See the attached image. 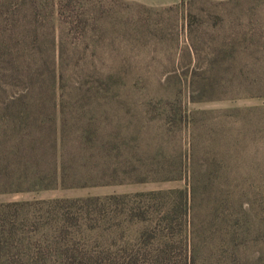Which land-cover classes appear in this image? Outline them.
<instances>
[{
	"label": "rangeland",
	"instance_id": "374dc122",
	"mask_svg": "<svg viewBox=\"0 0 264 264\" xmlns=\"http://www.w3.org/2000/svg\"><path fill=\"white\" fill-rule=\"evenodd\" d=\"M56 1L0 0L29 97L68 120L67 140L33 155L39 143H10L0 203L29 215L26 264L67 262L53 236L66 200L175 190L191 193L197 264H264V0H92L66 19ZM104 169L111 183H97ZM81 228L78 246L106 242ZM141 228L125 219L108 239L133 244Z\"/></svg>",
	"mask_w": 264,
	"mask_h": 264
},
{
	"label": "trees",
	"instance_id": "16d2710c",
	"mask_svg": "<svg viewBox=\"0 0 264 264\" xmlns=\"http://www.w3.org/2000/svg\"><path fill=\"white\" fill-rule=\"evenodd\" d=\"M90 1L92 0H57L54 6L60 17L66 19L68 16H76V12L85 8ZM12 50L13 45L9 38L0 33V182L5 185H8L11 177L12 153L16 151L10 143H39L28 146L33 155L38 146L46 148V143L58 144L66 141L69 132L68 120L64 115L60 118L51 117L50 111L54 112L59 106L52 97L45 95L40 101L37 100L39 102L29 97L28 92L32 91V86L26 82L30 76L27 71L15 66ZM52 53L55 57L52 76L56 83L59 77V53L57 50ZM228 83L223 82L225 86H229ZM19 84L25 85V91L18 92L15 89ZM221 89L223 90L222 87ZM91 129L88 126L85 129L87 131H84L85 143L90 142ZM53 147L57 148L54 145ZM100 173L102 181L97 183L112 182L104 180L112 171L104 169ZM66 178L63 173L62 181ZM89 179L92 180L93 177ZM89 182L85 181V184ZM140 195L142 197L133 201L128 200L126 195L66 200L71 205L63 204L64 210L56 213L58 220L53 234L59 240L56 246L64 256V262L67 260L65 264H197L190 191H153ZM81 202L84 203L80 208ZM54 203L62 204L60 200ZM83 208H88V211ZM91 214L94 222L90 224ZM115 217L122 219L117 224L109 225L110 220ZM125 219L142 224L139 238L133 244L113 243L108 236L115 227L120 230ZM28 221L29 215L22 213L18 204L0 203V264H26L27 253H21V250H26L22 229L26 230L25 223ZM83 226L86 229L101 230L107 236L106 242L102 246L90 248L70 241L69 239H76L74 235L79 230L82 232ZM69 234L71 235L68 238ZM64 235H67L66 240ZM15 251L17 256H23V262H17Z\"/></svg>",
	"mask_w": 264,
	"mask_h": 264
}]
</instances>
